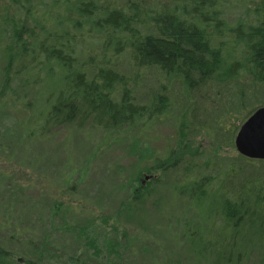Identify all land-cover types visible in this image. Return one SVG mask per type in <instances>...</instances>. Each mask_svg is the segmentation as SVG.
Listing matches in <instances>:
<instances>
[{
	"label": "trees",
	"instance_id": "obj_1",
	"mask_svg": "<svg viewBox=\"0 0 264 264\" xmlns=\"http://www.w3.org/2000/svg\"><path fill=\"white\" fill-rule=\"evenodd\" d=\"M0 59V110L7 100L14 104L29 145L73 125L108 138L129 131L142 147L154 145L151 153L131 155L137 184L110 213L105 205L77 204L80 197L55 199L48 188L19 184L23 167L0 170V190L12 188L8 196L39 191L31 198L51 224L38 233L26 213L14 210L20 200H6L0 229L27 242L19 251L0 245V260L104 264L111 251L121 258L133 241L123 214L145 211L159 187L194 207L197 226L202 211L218 205L217 219L232 229L233 242L229 252L220 245L215 264H246L264 247V160L242 156L234 143L248 115L264 107V0H0ZM207 138L210 147L203 148ZM72 179L62 186L74 192ZM194 224L183 226L189 243ZM68 229L80 231L86 248L56 260L52 249H64L52 237ZM110 233L124 242L106 246Z\"/></svg>",
	"mask_w": 264,
	"mask_h": 264
},
{
	"label": "rangeland",
	"instance_id": "obj_2",
	"mask_svg": "<svg viewBox=\"0 0 264 264\" xmlns=\"http://www.w3.org/2000/svg\"><path fill=\"white\" fill-rule=\"evenodd\" d=\"M0 62L2 64L3 61L0 59ZM49 86L52 90L56 89L54 84ZM18 92L22 93L19 90ZM11 103L7 100L0 110V170L10 174L23 167L25 175L20 179L23 181L19 184L23 185L24 182L29 181L28 183L35 184V187H39L42 191L48 188L55 199L70 195L72 199L80 197V202L76 201L77 204L84 203L90 207L100 205L99 208L105 205L109 213L115 211L130 194L131 184H137V182H131L137 163V153L143 152L144 148L149 153L154 150L153 144L142 147V143H135L129 131H125L118 137L108 138L105 131L97 129L83 131L74 125L56 130L48 142L41 140L29 145L25 135L22 134L20 116L11 110L14 106ZM251 115H248V118ZM162 133L168 136V130ZM16 142L22 146L16 145ZM202 146L209 148L210 140L205 139ZM229 153L232 154V151ZM132 154L136 156H131ZM79 172L84 174L82 180L76 176ZM70 176L73 177V182L76 181L74 179L78 180L74 192L64 187L65 181L67 182ZM122 181L127 182L122 184ZM18 188L20 186L16 185V189ZM7 189L12 190L8 186H2L0 190V217L6 212L4 205L10 203L6 200L19 199L20 202L14 204L16 207L14 210L26 213L23 216L26 217L28 227L36 226L38 233H41L45 227L51 226L44 217H39L44 212L42 203L35 205L34 194L38 195L39 191H31L32 193L28 194L19 191L21 196L15 197L8 196ZM113 189L116 190L111 193ZM145 209V211H137L131 217L123 214L121 221L126 222L133 241H128L129 245L121 258L112 251L110 255L106 253L104 264H215L218 260L217 251L221 248L220 245L225 247V252L231 249L233 232L230 227L217 219V213L220 210L218 205L213 210L202 211L205 216L204 224L197 226L200 218L197 217L194 207L186 200L171 195L166 188L159 187L154 190ZM188 221L195 223L191 228H187L190 243L183 237L185 230L183 226ZM59 223L55 226L59 227ZM75 225L78 224L75 223ZM118 233L122 236V229H119ZM119 234L110 233L107 237L104 236L106 246H109V243L122 244L124 240L120 239ZM81 238L84 236H80V231L77 229H68L66 232L56 231L52 240L56 243V247L58 244L64 251L52 249L51 256L65 260L71 254L83 252L86 245ZM26 242V235L15 233L14 230L7 233L0 229V245L19 251L23 249ZM46 256H49V252ZM16 260L15 257L8 260L1 259L0 264H14ZM246 264H264V247L262 246L253 254Z\"/></svg>",
	"mask_w": 264,
	"mask_h": 264
},
{
	"label": "water",
	"instance_id": "obj_3",
	"mask_svg": "<svg viewBox=\"0 0 264 264\" xmlns=\"http://www.w3.org/2000/svg\"><path fill=\"white\" fill-rule=\"evenodd\" d=\"M235 147L242 156L264 160V107L256 110L238 129ZM150 177L146 176L148 180Z\"/></svg>",
	"mask_w": 264,
	"mask_h": 264
}]
</instances>
